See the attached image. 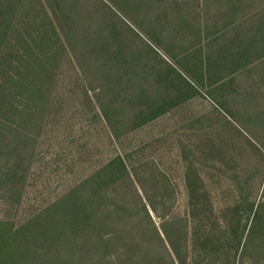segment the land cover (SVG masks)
Returning <instances> with one entry per match:
<instances>
[{
  "label": "trees",
  "instance_id": "trees-1",
  "mask_svg": "<svg viewBox=\"0 0 264 264\" xmlns=\"http://www.w3.org/2000/svg\"><path fill=\"white\" fill-rule=\"evenodd\" d=\"M96 1L112 16L111 28L91 0H0V192L15 205L50 128L70 136L76 117L79 132L101 126L119 141L190 94L165 83L173 68ZM119 1L146 34L155 5L180 10L184 48L202 50L197 78L232 118L251 125L258 145L246 137L244 143L253 159L239 145L223 149L209 128L184 130L181 138L198 143L179 139L188 203L180 214L178 185L156 159L115 154L20 223L0 219V264H264V0ZM152 40L173 48L164 32ZM198 152L204 159H192Z\"/></svg>",
  "mask_w": 264,
  "mask_h": 264
},
{
  "label": "rangeland",
  "instance_id": "rangeland-1",
  "mask_svg": "<svg viewBox=\"0 0 264 264\" xmlns=\"http://www.w3.org/2000/svg\"><path fill=\"white\" fill-rule=\"evenodd\" d=\"M49 1L52 2V0ZM103 1L112 11L123 18L126 24L143 41H147L173 68V70H170L169 79L166 78L165 83H173L178 88L184 87L190 91V94L173 110L163 116H159L151 124L136 129L133 133L119 141L109 137L101 126H99L98 130L96 125L86 124L84 130L79 132V126L75 124L77 121L76 117L71 119L72 135L70 136L68 133L65 136L62 134V131L50 128L47 136L43 139L41 153L38 151L40 157L34 159L33 166L29 171L20 203L15 205L7 196H1L3 192H0V219H11L16 223H20L32 211L53 199L64 188L77 182L83 175L89 173L93 166L115 154H121L124 159H156L161 167H163L164 172L178 185L180 193L178 200L174 204L175 211H178L180 214H185L188 210L187 190L183 181L182 162L180 160L183 159V156L180 152L179 139H182L186 143L193 140L196 143L193 145H197V137H191L189 139L188 137L181 138L182 134L189 133L184 130H188L190 126H192L191 128L199 130L209 128L210 130L208 131L211 134L208 136L213 138V133L215 132V139L223 149L230 148L233 151L239 145L240 150H243L246 154L245 159H253L254 155L252 154V150L244 143V138L246 137L258 145L255 141L257 139L252 132L251 125L245 123V120L241 118H232L233 116L229 114L224 106L212 97L211 89L206 85L204 87L201 85L203 78L199 80L197 78L198 75L201 77V70L198 71V75L191 73V71L196 72L199 64L195 60L196 52H189V55L186 57L188 65L185 66L181 61H175L170 57L163 47L153 43L152 38H156L160 32L167 33V28L170 29L175 21L179 19L175 13H181L180 10L168 12L161 6L155 5L154 13L150 14L148 12L150 15L149 18L154 19V27L150 30V34H146L141 28H138L137 22L132 19L133 15H130L129 11L123 9L124 4L120 3L119 0ZM85 2L86 0H81V3L85 4ZM81 3L79 6H81ZM146 3H138L139 8L146 6ZM98 5V1L91 0L89 6L91 10L95 11V15L100 16L101 14L103 19L109 16V26L111 28L113 26L112 16L105 10L102 11L101 5L100 7ZM142 9L140 10L142 11ZM123 13L125 15L127 14L128 16H126L131 18L132 22L128 21ZM171 13L172 15H170ZM137 19L140 20V16ZM133 38L135 40L138 39L135 36ZM139 42L141 45H144L141 39H139ZM147 56L146 61L143 54L140 62L144 63L146 61V65L150 67L154 64L152 62L153 52L149 50ZM161 69L162 67L156 64L152 71L153 75L158 76L163 72ZM64 70L66 72L65 77L71 80L69 72L72 69L68 64H66ZM229 92L231 93V89ZM63 97L65 98L67 96L64 95ZM69 116L74 115L70 112ZM235 127L240 130L242 135L234 132ZM71 139L74 142L70 144L68 141ZM190 143L192 144V142ZM67 144L69 146L65 148ZM191 144L190 146L193 148ZM136 149H139V152L135 153ZM191 157L192 159H204L202 152H198L195 156ZM262 191L263 184L260 185L258 192H256L257 199H259ZM214 201L216 207L221 206V196L219 197L218 194H214ZM156 222H158V219H156ZM236 264L241 263L237 260ZM242 264L250 263L246 260Z\"/></svg>",
  "mask_w": 264,
  "mask_h": 264
},
{
  "label": "crops",
  "instance_id": "crops-1",
  "mask_svg": "<svg viewBox=\"0 0 264 264\" xmlns=\"http://www.w3.org/2000/svg\"><path fill=\"white\" fill-rule=\"evenodd\" d=\"M167 26H168V24H167ZM176 28H178L179 31L182 30V28H183L182 21L181 22H178V20H176L175 23L172 25V27H170V29L172 31L174 30L173 31V34H172V31L169 28H167L168 29V32L167 33H164L165 36H166V39L167 40L169 39L170 40V43L173 44V48L170 51H166V53L170 57H172L175 61H181V63L186 66V65H188V62L186 61V57L189 55V52L190 51H195V50H193V49L186 50V48H184V45H185L184 35L180 34L176 30ZM195 52H196L195 60H197V63H199V64H198V66L196 68V72H192L191 71V73L193 75H198V69H199V67H203L204 59L202 57V50L199 51L197 49Z\"/></svg>",
  "mask_w": 264,
  "mask_h": 264
}]
</instances>
